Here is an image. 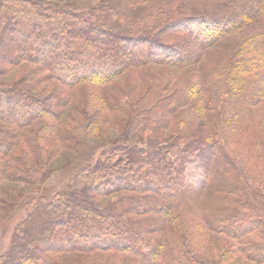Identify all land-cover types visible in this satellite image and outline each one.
<instances>
[{"label":"trees","instance_id":"1","mask_svg":"<svg viewBox=\"0 0 264 264\" xmlns=\"http://www.w3.org/2000/svg\"><path fill=\"white\" fill-rule=\"evenodd\" d=\"M254 2L0 0V75L25 67L0 81V183H37L61 149L87 159L102 112L127 117L105 160L28 213L0 264H264V29L249 27L264 13ZM151 33L178 49L155 39L147 49ZM121 41L134 44L130 54ZM156 66L184 75L161 77ZM138 88L148 95L128 101ZM203 231L223 237L215 259L194 251ZM27 235L43 247L24 252Z\"/></svg>","mask_w":264,"mask_h":264},{"label":"rangeland","instance_id":"2","mask_svg":"<svg viewBox=\"0 0 264 264\" xmlns=\"http://www.w3.org/2000/svg\"><path fill=\"white\" fill-rule=\"evenodd\" d=\"M55 1L78 3V2H85L86 0H55ZM242 1L251 3V1L254 2V1H258V0H242ZM143 3H148V2H143ZM263 13H264V0H263ZM193 15H196L199 18H202L201 15H204V14H200V15L198 14L197 15V14L193 13ZM252 21L254 23H252ZM252 21H251L252 24L249 25V27L264 29V23H258L259 20H255V21L252 20ZM218 28H219V26L217 27V30H219ZM246 28H247V26H246ZM209 29H210V27H209ZM210 33H212V32H210ZM141 34H143V33H141ZM122 35L127 36L128 38H131V39H129V40H131V42H136V43L141 42L140 40L138 41L136 39V37L137 38L141 37L140 33H137V32L133 33V31H129V32L122 33ZM147 36H149V38H148L149 40L147 39V40L142 41L145 43L144 45L147 47V49H150L151 44H153L150 39H155L159 43H161L162 45H168V46H172L174 48L178 47V45H177L178 43H177L176 39L170 38L171 37L170 35L151 33L150 35H147ZM200 40H201V38H199V36H198V39L192 38V41L195 43L197 41L200 42ZM226 40H220L219 42L222 43ZM202 42H203V40H202ZM221 43L215 44V45L213 44L210 47L206 48L205 49L206 56L204 57V59L201 60L199 65L201 63H203L205 65L207 64L206 67H208L210 65V62L212 61V58H216L218 56L216 49L221 48L220 47ZM120 44L122 45L121 46V52L124 53L125 56L130 54V50H132V49L129 46L132 45L133 43H128V45H124L127 43L121 41ZM141 45L143 46L142 43H141ZM24 69H25V67L23 65L20 68L12 69L9 72H7L6 74L0 75V81L5 82V83L15 82L21 76V73H22L21 70L23 71ZM153 71L155 73H158V74L163 73L161 77H166L167 75L174 76L173 77L174 81L177 80L181 75H184V72H182L180 70H174V71L172 70L171 71L170 69L165 68V67H161V66L153 67ZM190 75H192V72H190ZM171 76H168V78L170 79ZM148 78L149 77H147V76L143 77L144 80H146ZM128 81L129 82H127V83L130 85L132 83H134L132 78L128 79ZM110 87L113 88L114 86L111 85ZM86 88H87L86 92L87 91L96 92L95 89L93 90L92 88H89V87H86ZM174 89L175 88L172 89V87H169V89L164 94L167 95L169 93H172ZM147 95H148L147 93H144V91H142L141 89L138 88L136 91L130 92V94L127 96V100L134 103L136 100H138L140 98H144ZM196 101L198 102L199 100H195V102ZM96 107L98 108L99 105H96ZM69 109H70V107L66 106V108L63 111V115L61 116L62 120L69 121L68 117H67V113H68ZM105 113H106V111L104 113L102 112L103 116L100 117L101 122L99 123V126H101V128L104 129L103 133L99 137H89L87 139L88 145L94 147V150L92 151L90 156L88 155L87 159H85V160L84 159H82V160L75 159L74 153L72 150L61 149L60 151H58V153L56 155L52 156L49 159L48 173L46 174L45 177L42 178V180L38 181L37 183H28V182L19 183V182L7 181V180H3L0 183V259L2 258L1 255H6L9 252V250L11 249L16 237H19L21 235V230H23L22 223L25 220V218L29 212H31L33 209L37 208L40 204H43L44 202L48 201L56 193H60L64 190L68 189L69 186L72 184V179L76 175L77 171H79L84 166L92 167V166H95V164L98 161L105 160L108 152L111 149H114L115 146H117L120 143L119 137L121 136V133L123 131L122 122L127 117L125 115H122V117L124 118V119L121 118L122 122L116 123V122H114L115 121L114 118L111 115H107V113H106V117L108 119L105 120V118H106ZM185 115H183V116H185ZM198 122L199 121H197L194 124L197 125ZM36 123H37V121H36ZM36 123H35V125H36ZM104 138H105L106 142L102 145L101 142H102V139H104ZM143 143H144V141L141 143L138 142L139 145L145 146V144H143ZM76 189L78 190V188H76ZM76 195H77L76 196L77 200L80 201V199H81L80 195L79 194H76ZM12 197H15V201L13 200ZM108 199L109 198L106 197V198H103L102 200H103V202L104 201L106 202ZM10 208L12 209L11 211H9ZM58 218L56 217V219H58ZM41 219L39 221H41ZM65 219L68 222V224L70 225L71 222H70L69 217H67ZM56 221L58 223H60L59 220H56ZM35 230H38V227L37 228L35 227ZM193 231H194L195 235L199 236V234H198L199 232L194 230V228H193ZM33 233L35 234L36 232L33 231ZM201 233L205 234V236H203V237L201 235V238H203L202 243L199 244V242L201 241V238H199V237L197 238V240L191 241V244L194 245V251H197V253L199 255H201L202 257H205L207 259H209L210 257H213V259H215V257L217 258L220 251H222L223 248L221 247V245L219 246V243L217 242L216 239H223V237L219 238L221 235H215L214 233L209 232V231H203ZM30 235L26 236L27 239L24 243L25 249H22L24 252H26V249L31 247L32 244H38L39 246L43 247V244H40L37 240H35V238L33 236H30ZM24 239H25V237L23 235L20 242H22V240L24 241ZM26 253L30 254V252H26ZM54 256L56 258H58L59 260L64 258V257H66V258L69 257V259H70V257H73L72 254L68 255V254H64V253H58V254H55ZM1 261L2 260H0V262ZM222 264H254V263L245 260L241 256H238V257L233 256L232 258H229L226 262H224Z\"/></svg>","mask_w":264,"mask_h":264}]
</instances>
